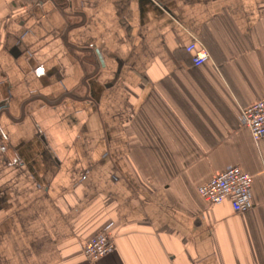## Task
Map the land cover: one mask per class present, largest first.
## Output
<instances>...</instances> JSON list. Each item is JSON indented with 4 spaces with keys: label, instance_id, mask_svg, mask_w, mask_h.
<instances>
[{
    "label": "crops",
    "instance_id": "crops-1",
    "mask_svg": "<svg viewBox=\"0 0 264 264\" xmlns=\"http://www.w3.org/2000/svg\"><path fill=\"white\" fill-rule=\"evenodd\" d=\"M261 99L264 0H0V264H264ZM229 167L246 212L198 194Z\"/></svg>",
    "mask_w": 264,
    "mask_h": 264
},
{
    "label": "built area",
    "instance_id": "built-area-1",
    "mask_svg": "<svg viewBox=\"0 0 264 264\" xmlns=\"http://www.w3.org/2000/svg\"><path fill=\"white\" fill-rule=\"evenodd\" d=\"M185 51L191 56L192 65L195 67L209 60L208 52L198 47L195 42L189 43ZM239 123L249 131L254 142L264 138V99L244 109L240 113ZM252 180V176L242 173L238 168L229 167L200 186L198 194L209 206H220L227 201L234 213H243L252 208L250 198ZM114 249V239L103 231L84 244L83 256L88 262H96Z\"/></svg>",
    "mask_w": 264,
    "mask_h": 264
}]
</instances>
